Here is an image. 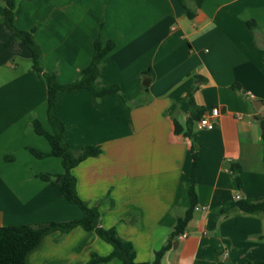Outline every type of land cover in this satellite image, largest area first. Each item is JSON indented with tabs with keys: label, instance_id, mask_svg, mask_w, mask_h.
<instances>
[{
	"label": "crops",
	"instance_id": "crops-1",
	"mask_svg": "<svg viewBox=\"0 0 264 264\" xmlns=\"http://www.w3.org/2000/svg\"><path fill=\"white\" fill-rule=\"evenodd\" d=\"M14 24L32 30L43 72L62 84L90 64L96 39L113 42L101 79L129 102L119 93L97 99L86 88L64 90L54 113L71 148L100 145L72 169L76 190L90 205L99 202L101 226L130 241L137 262L152 259L189 205L192 149L196 205L162 264L264 260L263 212L236 206L264 199V0H203L192 17L178 0H18ZM30 56L0 16V226L82 215L38 177L63 167L60 157L30 150L50 151L33 119L51 131L46 80ZM214 106L213 128H198ZM111 249L78 225L47 233L25 264L85 263Z\"/></svg>",
	"mask_w": 264,
	"mask_h": 264
},
{
	"label": "trees",
	"instance_id": "trees-1",
	"mask_svg": "<svg viewBox=\"0 0 264 264\" xmlns=\"http://www.w3.org/2000/svg\"><path fill=\"white\" fill-rule=\"evenodd\" d=\"M17 1L18 0H2L0 4V16L3 23L11 30L12 36L19 39L29 49L32 69L42 72L44 75L47 86V121L51 127V131H47L39 120H32V130L39 135H43L48 140L50 151L42 153L34 149L30 150L37 157H60L63 167L62 172L59 174L39 173L38 177L54 183L68 202L76 204L81 209L82 215L79 218L72 219L0 226V264H25L28 253L41 242L42 238L47 233L60 231V233L63 234L78 225L86 230L94 231L98 237L109 243L112 249L107 255L100 256L93 253L87 262L72 264H98L113 259L120 260L121 264H162L164 253L171 248L172 243L179 234L184 232L192 216L193 208L196 205L195 165L197 155L192 149L193 168L191 183L188 189L189 205L185 209L183 215L176 218L174 226L165 243L158 250L154 251L152 259L146 262H137L135 260L136 252L133 244L121 238L114 227L105 228L101 226L98 210L99 202L90 205L80 198L76 190V178L72 173V169L84 159L97 156L101 152L100 145L89 144L80 148H71L64 141V124L54 113L57 95L64 90L86 88L92 92L97 99L108 94L119 93L124 101L129 102L127 98L120 93V88L117 84H111L101 79L103 57L113 48V42L108 41L102 46L100 40L96 39L94 42V54L90 64L80 72L74 81L62 84L58 82L54 72H43L39 64L40 49L33 39L32 30H22L17 28L14 24V11ZM202 1L203 0H178L180 5L186 10L188 17L194 15V10L200 7ZM248 25L250 28H253L256 22L254 20H248ZM189 104L191 110L197 111V116H199L202 110L197 108L192 98L189 99ZM174 132L177 134L180 132L176 123L174 124ZM261 140L264 161V120L261 121ZM57 178L58 181L55 183ZM236 206L241 211L253 212L260 210L264 214V199L257 202L239 199L236 202ZM247 263L264 264V260Z\"/></svg>",
	"mask_w": 264,
	"mask_h": 264
},
{
	"label": "built area",
	"instance_id": "built-area-1",
	"mask_svg": "<svg viewBox=\"0 0 264 264\" xmlns=\"http://www.w3.org/2000/svg\"><path fill=\"white\" fill-rule=\"evenodd\" d=\"M219 115V109L217 107H212L209 111L202 114L199 118L197 126L198 128H213V120ZM184 233L179 234V238H183Z\"/></svg>",
	"mask_w": 264,
	"mask_h": 264
},
{
	"label": "rangeland",
	"instance_id": "rangeland-1",
	"mask_svg": "<svg viewBox=\"0 0 264 264\" xmlns=\"http://www.w3.org/2000/svg\"><path fill=\"white\" fill-rule=\"evenodd\" d=\"M2 3V0H0V4Z\"/></svg>",
	"mask_w": 264,
	"mask_h": 264
},
{
	"label": "water",
	"instance_id": "water-1",
	"mask_svg": "<svg viewBox=\"0 0 264 264\" xmlns=\"http://www.w3.org/2000/svg\"><path fill=\"white\" fill-rule=\"evenodd\" d=\"M58 181V178L56 179V182Z\"/></svg>",
	"mask_w": 264,
	"mask_h": 264
}]
</instances>
